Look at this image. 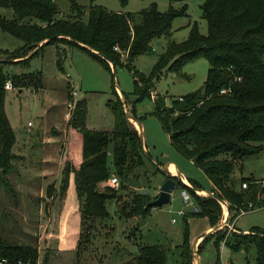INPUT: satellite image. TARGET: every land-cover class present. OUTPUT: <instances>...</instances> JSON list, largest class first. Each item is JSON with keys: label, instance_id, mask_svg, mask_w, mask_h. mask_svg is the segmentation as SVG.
I'll use <instances>...</instances> for the list:
<instances>
[{"label": "trees", "instance_id": "trees-1", "mask_svg": "<svg viewBox=\"0 0 264 264\" xmlns=\"http://www.w3.org/2000/svg\"><path fill=\"white\" fill-rule=\"evenodd\" d=\"M119 1L122 5L127 3V0ZM68 2L72 18H57L54 0H0V7L9 8L14 14L12 19L0 16V29L21 41L14 49L0 48V187L15 197L14 203H17L16 192L8 174L12 170L11 149L15 135L4 109V85L9 80L19 89H40L43 75L41 70L9 73L5 67L11 64L28 67L31 58L44 46L61 43L83 49L109 71L111 64L113 68L125 66L134 84L131 93L120 92L122 99L114 89L115 98L107 103L114 114L111 131L86 126L85 98L76 100L72 108L68 125L81 137V161L77 165L66 163L63 167L58 196L59 199L65 196L72 175L80 214L77 249L81 240L85 244L89 241L94 220L105 222L121 213L118 205L114 215L110 213L107 205L117 200L118 195L116 189L104 182L114 174L122 186L124 181H129L131 171L145 168L152 160L145 154L141 135L130 121L133 118L140 122L137 104L151 98L154 83L164 72L186 77L182 67L199 58L208 61L203 85L171 99L169 105L156 96L151 113L158 117L170 144L210 180L209 193L226 201L229 221L241 213L264 207V181L233 175L234 168L238 166L241 170L242 161L260 153L264 144V0H203L200 9L207 32L202 34L198 24L193 22L187 38L179 42L171 39V25L174 18L187 15L186 5L179 9L169 5L166 11H160L152 3L136 13L94 5L88 8L87 17L83 19L84 6L77 0ZM160 37H165L167 42L151 72L145 75L137 71L133 66L135 58L151 53V41ZM64 56L65 50L58 48L59 66ZM222 89L226 92L222 93ZM67 95L69 97V85ZM108 156H111L110 163ZM156 170L164 179H174L176 187L187 188L195 198L199 211L189 215H206L211 227L217 224L221 207L214 195L197 194L194 190H200L201 186L194 179H189L190 188L168 171L161 172L158 167ZM156 197L135 194L130 214L145 219L152 208L148 203ZM4 217L0 208V259L5 258L8 264H49L48 255L38 263L36 244L19 242L5 235L1 225ZM82 228L87 231L85 237ZM209 236L216 237L217 246L224 241L223 235L209 234L202 238L198 248ZM225 242L233 250L254 246L255 263L264 264V231L259 228L250 229L247 234H235L233 241ZM136 246L137 252L123 264H167L168 249L161 244L142 242ZM190 246L186 226L179 245V264H192Z\"/></svg>", "mask_w": 264, "mask_h": 264}, {"label": "rangeland", "instance_id": "rangeland-1", "mask_svg": "<svg viewBox=\"0 0 264 264\" xmlns=\"http://www.w3.org/2000/svg\"><path fill=\"white\" fill-rule=\"evenodd\" d=\"M202 1L127 0V3L122 5L119 0H77L80 5L84 6L86 11L83 19L87 17L88 8L94 5L102 6L111 11L132 13L146 8L152 3L160 11H166L169 5H173L175 9L186 5L187 15L174 18L171 25V39L177 42L187 38L193 22L198 24L199 31L202 34L207 32L206 20L202 17L200 9ZM54 2L58 8L57 18L73 17L68 0H54ZM0 16L7 19L14 18L12 10L4 7H0ZM166 42L165 37L153 39L151 41L152 52L137 56L133 62L134 68L148 75L156 62L158 54L165 49ZM19 45H21L19 39L0 29L1 49L11 50ZM58 48L65 50V56L60 66L57 61ZM207 69L208 61L205 58H199L186 63L182 67L181 71L186 77H180L172 72H164L160 79L154 83L151 98H145L136 106V114L141 117L142 129L136 120L130 118V121L139 133L141 132V137L145 136L148 147L146 151L156 166L148 161L145 168L134 169L128 178L129 181H124L125 183L122 186L116 175L119 180V185L116 187L110 185V177L104 182V185L116 189L118 195L117 200L107 205L110 213L114 215L117 205L121 213L119 216L114 215L111 220L105 222L94 220L91 231L89 227L91 232L88 235L89 241L85 244L81 240L79 249H77L80 234L78 201L79 225L74 216L71 215L69 218L65 216V224L61 229L63 235L61 244L64 249L69 250L58 253L55 242L39 245L40 260H38V263L45 255H48L49 264H123L137 252V243L144 242L161 244L168 249L167 264H179V245L182 243L184 228L187 226L188 241L191 244L192 264H256V249L254 246L247 250H233L225 240L231 242L235 239V234L250 232V230L247 232L238 230L236 226L242 229L259 228L264 231V207L240 214L235 219L237 220L235 226V220L225 221L228 213L225 207L219 203L221 215L217 224L211 227L206 215H189L193 212L192 205L198 207L199 205L192 195L190 203H185L181 197V189L176 187L171 193V201L160 207H152L145 219L130 214V204L135 194L143 193L151 197L158 195L161 173L157 172L156 167L159 168V164H163L167 160L174 162L179 167L182 174L187 177L189 184H191L189 179H194L200 184V190H203L204 193L199 192V195L207 196L210 192L211 189H207L210 184L209 179L191 160L185 158L170 144L168 134L163 130L158 117L151 113L154 108L153 100L156 96H159L163 104L169 105L171 99L200 88L206 78ZM5 70L9 73L41 70L43 74V87L40 89H19L13 87L11 82V88L6 89L5 108L16 134L24 133L28 128L33 131L43 129L49 123H52L50 121L51 115L56 116V120H60L64 111H67L66 117L69 120L74 106L67 107L66 101L69 99L68 104L74 105L75 98H85L87 101L88 128L111 131L114 127V114L107 103L115 98L114 89L129 94L133 91L134 86L133 76L125 66H116L115 68L111 66V71H109L83 49L61 43L44 46L36 56L31 58L28 67L22 68L11 64L7 65ZM69 84L77 94L73 95L72 89L69 88L68 98L67 87ZM119 96L122 99V94ZM28 122L33 125L30 127L27 125ZM75 135L78 140H81L77 132ZM110 162L111 156H108V163ZM233 175L236 178L240 176L251 177L263 182L264 144L260 153L249 156L242 161L241 170L236 166ZM1 199L0 195V201ZM47 210L45 206L42 213L43 219H47L50 215L47 214ZM179 210H183L187 214L186 218L177 215ZM172 218L176 221L172 222ZM17 222L18 220L12 217L9 219L3 218L1 225L4 228L5 235L19 242H31L28 240L29 238L21 235L17 229ZM54 228L55 226H52L45 232L52 233ZM83 230L85 229L82 228L81 231ZM86 232L83 231L84 237ZM209 234L223 235L224 241L217 246L215 243L216 237L209 236L204 239L200 248H198L202 238ZM200 235L203 236L199 239V243L192 245Z\"/></svg>", "mask_w": 264, "mask_h": 264}, {"label": "crops", "instance_id": "crops-1", "mask_svg": "<svg viewBox=\"0 0 264 264\" xmlns=\"http://www.w3.org/2000/svg\"><path fill=\"white\" fill-rule=\"evenodd\" d=\"M69 88L75 91L70 84ZM118 92L121 95V91ZM76 100L78 99L75 98ZM68 101L69 99L66 101L67 107ZM4 109L6 112L5 103ZM66 114L67 111H64L60 120H56L57 117L51 115L50 121L52 123H49L43 129L40 128L33 131L28 128L24 133L16 134L6 112L15 135V142L11 149L14 158L11 160L12 170L9 172L8 177L14 186L17 203H14L15 197H10L2 188L0 194L2 198L0 208L6 219L12 217L18 220L17 229L22 236L29 238L28 240L31 242L28 243L37 244L39 247V245L55 242L58 253L69 250L64 249L61 244V239L63 238L61 229H63L65 224V216L69 218L72 215L75 217L77 224L79 223L78 200L72 175L64 198L59 200L58 196L63 167L66 163L77 165L81 161V140L76 138L75 133L77 131L68 125ZM136 122L142 129L141 123ZM32 125L31 123L29 126L31 127ZM141 138L144 149L148 150L145 136ZM159 166L163 167L172 176L178 178V175H181L184 183L187 182L189 184L187 177L182 174L174 162L167 160L163 164L160 163ZM163 180L164 178L161 175L159 183ZM50 186H52L50 194H47ZM211 187L212 184L210 182L207 189H211ZM198 191L204 193L203 190ZM171 199L172 195L170 194V201ZM45 206L48 209L47 214H50L47 219H43L42 216ZM236 222L237 220L234 221L235 226ZM52 226H55L52 233L45 232ZM236 229L244 232L250 230L248 228L242 229L238 226H236ZM55 230L56 232H54ZM201 236H198L192 245L198 244Z\"/></svg>", "mask_w": 264, "mask_h": 264}, {"label": "water", "instance_id": "water-1", "mask_svg": "<svg viewBox=\"0 0 264 264\" xmlns=\"http://www.w3.org/2000/svg\"><path fill=\"white\" fill-rule=\"evenodd\" d=\"M111 66L113 68V64H111ZM144 151H145V154L147 155V157L152 159L145 149H144ZM159 170L162 172L165 169L163 167H159ZM175 189H176V181L174 179H172V178L164 179L161 182V184L159 185V191H158L157 197L154 200L150 201L148 203V206L160 207V206H163V205L169 203L170 202V194ZM208 194L214 195L212 193H208ZM214 197L217 198L219 202H223V200L218 198L216 195H214ZM226 212L228 213V208L227 207H226ZM227 220H228V217H225V221H227Z\"/></svg>", "mask_w": 264, "mask_h": 264}, {"label": "built area", "instance_id": "built-area-1", "mask_svg": "<svg viewBox=\"0 0 264 264\" xmlns=\"http://www.w3.org/2000/svg\"><path fill=\"white\" fill-rule=\"evenodd\" d=\"M4 88H5V89H10V88H11V85H10V81H9V80L6 81V83H5V85H4ZM221 92H222V93L226 92V89H222ZM72 94L75 95L76 92L73 91ZM68 106H69V107H73L74 105L70 103V104H68ZM67 114H68V113H67ZM69 118H70V116H69ZM30 124H31V123L28 122V125H30ZM178 177H179V179H180L181 181L184 182V180H183V178L181 177V175H178ZM109 183H110L111 186L116 187L117 185H119V180H118V178H117L115 175L112 174V175L110 176ZM186 184H187L190 188H192V186H191L190 184H188L187 182H186ZM194 191H195L197 194H199V191H198V190H194ZM181 197H182V199H183V201H184L185 203H190L191 194H190V192H189V190H188L187 188H182V189H181ZM219 203H220L221 205H223V206L225 207V209H226V207H227V203H226V201L223 200V202H219ZM192 211L195 212V213L198 212V211H199V207H198L197 205H194V204H193V205H192ZM177 215L184 216V215H185V212H184L183 210H179V211L177 212ZM171 221H172V222H175L176 220H175L174 218H172ZM0 264H8V261H7L5 258H1V259H0ZM19 264H21V263L19 262Z\"/></svg>", "mask_w": 264, "mask_h": 264}]
</instances>
